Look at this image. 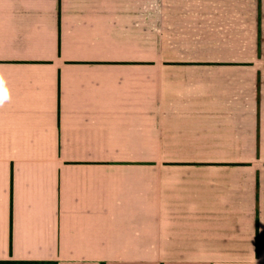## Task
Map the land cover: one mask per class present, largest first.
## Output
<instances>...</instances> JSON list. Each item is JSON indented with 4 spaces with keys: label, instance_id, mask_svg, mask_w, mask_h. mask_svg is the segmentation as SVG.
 I'll return each instance as SVG.
<instances>
[{
    "label": "crops",
    "instance_id": "obj_1",
    "mask_svg": "<svg viewBox=\"0 0 264 264\" xmlns=\"http://www.w3.org/2000/svg\"><path fill=\"white\" fill-rule=\"evenodd\" d=\"M0 264H264V0H0Z\"/></svg>",
    "mask_w": 264,
    "mask_h": 264
}]
</instances>
